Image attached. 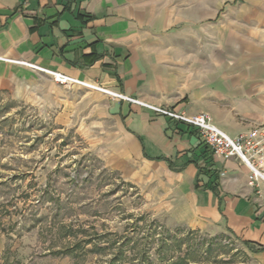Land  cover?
Wrapping results in <instances>:
<instances>
[{
  "label": "crops",
  "instance_id": "crops-1",
  "mask_svg": "<svg viewBox=\"0 0 264 264\" xmlns=\"http://www.w3.org/2000/svg\"><path fill=\"white\" fill-rule=\"evenodd\" d=\"M245 2L236 21L213 24L197 20L195 2L0 0V92L73 129L155 221L236 243L240 264H264V183H252L240 158L214 155L196 128L23 64L161 109L209 113L236 137L264 127V0ZM21 242L0 230V264L18 260Z\"/></svg>",
  "mask_w": 264,
  "mask_h": 264
},
{
  "label": "rangeland",
  "instance_id": "rangeland-1",
  "mask_svg": "<svg viewBox=\"0 0 264 264\" xmlns=\"http://www.w3.org/2000/svg\"><path fill=\"white\" fill-rule=\"evenodd\" d=\"M177 1L195 2L197 20L213 24L236 21L243 15L238 14L239 7L247 4L245 0ZM143 202L135 188L87 151L73 129L60 128L42 109L10 91L0 92V230L22 241L14 264H240L246 260L236 243L155 221Z\"/></svg>",
  "mask_w": 264,
  "mask_h": 264
},
{
  "label": "built area",
  "instance_id": "built-area-1",
  "mask_svg": "<svg viewBox=\"0 0 264 264\" xmlns=\"http://www.w3.org/2000/svg\"><path fill=\"white\" fill-rule=\"evenodd\" d=\"M11 62V61H10ZM32 68H37L43 72H47L60 84L74 83L81 86L91 87L97 89L112 98L128 101L156 113L167 116L175 121H179L188 126L199 130L204 144L211 150L214 155H222L225 157L240 158L251 170L252 183H264V130L254 128L250 132L241 133L236 137H231L219 127H217L212 120L209 113H200L197 115H188L184 112H177L174 110L161 109L153 105L144 103L137 99H132L121 93H116L110 90L100 88L98 86L89 85L87 83L72 79L70 77L61 75L59 73L46 71L40 67L29 63H23Z\"/></svg>",
  "mask_w": 264,
  "mask_h": 264
},
{
  "label": "trees",
  "instance_id": "trees-1",
  "mask_svg": "<svg viewBox=\"0 0 264 264\" xmlns=\"http://www.w3.org/2000/svg\"><path fill=\"white\" fill-rule=\"evenodd\" d=\"M207 147V146H206ZM208 148V147H207ZM209 149V148H208ZM211 151V150H210Z\"/></svg>",
  "mask_w": 264,
  "mask_h": 264
}]
</instances>
